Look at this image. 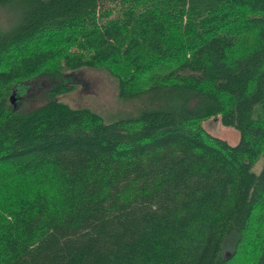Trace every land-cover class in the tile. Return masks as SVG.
I'll return each mask as SVG.
<instances>
[{"label": "trees", "instance_id": "obj_1", "mask_svg": "<svg viewBox=\"0 0 264 264\" xmlns=\"http://www.w3.org/2000/svg\"><path fill=\"white\" fill-rule=\"evenodd\" d=\"M0 21V264H264V0H0ZM84 68L140 114L52 99Z\"/></svg>", "mask_w": 264, "mask_h": 264}, {"label": "rangeland", "instance_id": "obj_2", "mask_svg": "<svg viewBox=\"0 0 264 264\" xmlns=\"http://www.w3.org/2000/svg\"><path fill=\"white\" fill-rule=\"evenodd\" d=\"M2 27L5 22L0 21ZM67 85H75L73 92L52 97L55 101L70 105L73 108H89L99 114L107 123H112L128 117H137L141 108L139 102L124 103L118 98V81L106 71L84 68L69 71L65 75ZM54 84V83H52ZM52 84L48 80H39L31 87H18L17 100L22 111H34L50 100L49 91ZM138 106V107H137ZM203 128L212 136L227 141L235 146L240 141V134L233 128L225 127L221 117L203 122ZM264 159L259 160L253 171L259 174L263 169ZM227 250L226 255H229Z\"/></svg>", "mask_w": 264, "mask_h": 264}, {"label": "water", "instance_id": "obj_3", "mask_svg": "<svg viewBox=\"0 0 264 264\" xmlns=\"http://www.w3.org/2000/svg\"><path fill=\"white\" fill-rule=\"evenodd\" d=\"M12 100H13V102H15V101H16V93H15V94H13V96H12Z\"/></svg>", "mask_w": 264, "mask_h": 264}]
</instances>
